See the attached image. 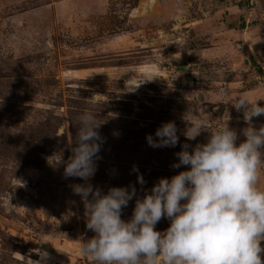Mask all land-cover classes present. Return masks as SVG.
Returning <instances> with one entry per match:
<instances>
[{"label": "rangeland", "instance_id": "374dc122", "mask_svg": "<svg viewBox=\"0 0 264 264\" xmlns=\"http://www.w3.org/2000/svg\"><path fill=\"white\" fill-rule=\"evenodd\" d=\"M241 94L264 106V0H0V264L39 259L36 249L49 264H96L78 240L94 235L71 187L85 181L65 178L61 161L85 109L104 140L88 182L143 196L190 167H172L182 145L206 142L207 130L187 139L190 122L228 123L245 139L230 103ZM168 121L177 145L149 146Z\"/></svg>", "mask_w": 264, "mask_h": 264}, {"label": "clouds", "instance_id": "9594fccd", "mask_svg": "<svg viewBox=\"0 0 264 264\" xmlns=\"http://www.w3.org/2000/svg\"><path fill=\"white\" fill-rule=\"evenodd\" d=\"M259 100L241 94L230 101L248 125L240 130L245 139L239 143L237 130L228 123L209 128L201 120L190 122L187 139L195 140L207 130L206 142L191 150L189 144L182 145L172 167H190L160 178L143 196H137L135 185L111 187L105 193L88 182L104 140L96 114L91 109L79 114L72 155L61 161L65 178L85 181L71 185L84 203L86 228L94 233L78 239L83 242L81 252L96 264H264V186L259 182L264 124L257 128L252 123L253 117L264 115ZM146 140L154 148L176 146L175 122L162 123ZM138 181L145 183L142 174ZM134 197L131 217L122 218ZM162 218L170 226L160 231L156 225ZM35 251L39 259L28 258L25 264H49L47 250Z\"/></svg>", "mask_w": 264, "mask_h": 264}, {"label": "crops", "instance_id": "0c3cea01", "mask_svg": "<svg viewBox=\"0 0 264 264\" xmlns=\"http://www.w3.org/2000/svg\"><path fill=\"white\" fill-rule=\"evenodd\" d=\"M262 168H263V170H261L262 173L260 174V177H261V179H262V178L264 179V175H263V174H264V165L262 166ZM263 186H264V185H263Z\"/></svg>", "mask_w": 264, "mask_h": 264}]
</instances>
